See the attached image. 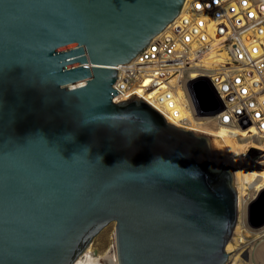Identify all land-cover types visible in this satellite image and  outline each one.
Masks as SVG:
<instances>
[{
	"label": "water",
	"instance_id": "water-1",
	"mask_svg": "<svg viewBox=\"0 0 264 264\" xmlns=\"http://www.w3.org/2000/svg\"><path fill=\"white\" fill-rule=\"evenodd\" d=\"M185 0H0V264H74L115 223L118 264H225L232 158L131 95L129 62Z\"/></svg>",
	"mask_w": 264,
	"mask_h": 264
},
{
	"label": "built area",
	"instance_id": "built-area-1",
	"mask_svg": "<svg viewBox=\"0 0 264 264\" xmlns=\"http://www.w3.org/2000/svg\"><path fill=\"white\" fill-rule=\"evenodd\" d=\"M117 68L114 101L134 94L171 124L229 139L236 182L255 168L264 178V0H185L179 15ZM191 119L204 132L192 129ZM241 183L238 204L241 198L246 210L238 206V220L263 242L264 190L260 181ZM113 248L109 262L118 264Z\"/></svg>",
	"mask_w": 264,
	"mask_h": 264
},
{
	"label": "bare ground",
	"instance_id": "bare-ground-1",
	"mask_svg": "<svg viewBox=\"0 0 264 264\" xmlns=\"http://www.w3.org/2000/svg\"><path fill=\"white\" fill-rule=\"evenodd\" d=\"M185 114H189V112L186 110ZM191 121H193V123L191 124L192 129H196L198 131H203L204 132V127L201 126V124L193 119H191ZM216 135H218L219 137H224L226 135V131L224 129H219L218 132H216ZM218 141H221L222 145H224L225 147H223L224 149L228 146V147H236L235 143H233L232 141H230L229 139L225 138L224 140L221 138L217 139ZM241 145H237V147H240ZM238 181L236 182L235 180V184H236V190L239 192L240 196H241V192L243 193V188H244V184H242L241 182L244 181H248L249 183H255L256 181H260V189L264 190V178L262 177V174L258 171V169H253L252 172L250 174H248L245 170L242 171V173H240L238 175ZM239 209L245 211L246 207L243 206V203L241 201V198L239 199ZM240 228V230H239ZM247 223H242L241 222V217L240 219L237 221L235 230L232 232V235L230 236L225 250L228 253V257H227V261L225 264H249L245 261V251L247 252L249 245H250V241H247L245 239V236L247 235ZM113 247V244H112ZM113 249H110L108 251H105L102 254H94L92 252V245H90L86 251L84 252V254H82L75 262L74 264H110L109 260L111 257V254L113 253ZM249 256V255H248Z\"/></svg>",
	"mask_w": 264,
	"mask_h": 264
},
{
	"label": "rangeland",
	"instance_id": "rangeland-1",
	"mask_svg": "<svg viewBox=\"0 0 264 264\" xmlns=\"http://www.w3.org/2000/svg\"><path fill=\"white\" fill-rule=\"evenodd\" d=\"M222 145V144H221ZM222 147H225L222 145ZM240 230V228H239ZM115 223L112 222L107 225L93 240L92 252L94 254H102L105 251L112 249V244L115 243ZM250 230L248 229L245 239L250 241L249 248L247 252L245 251L246 257L245 261L249 264H264V241L261 242L257 240L254 235L250 237ZM254 234V232H252ZM263 246V247H262ZM249 255V256H248Z\"/></svg>",
	"mask_w": 264,
	"mask_h": 264
},
{
	"label": "crops",
	"instance_id": "crops-1",
	"mask_svg": "<svg viewBox=\"0 0 264 264\" xmlns=\"http://www.w3.org/2000/svg\"><path fill=\"white\" fill-rule=\"evenodd\" d=\"M263 246H264V244H263ZM263 246H262V247H263Z\"/></svg>",
	"mask_w": 264,
	"mask_h": 264
}]
</instances>
